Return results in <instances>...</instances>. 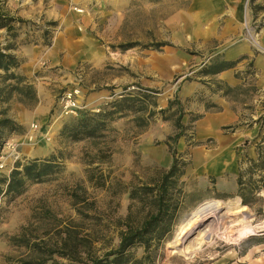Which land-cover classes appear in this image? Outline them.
<instances>
[{
	"label": "rangeland",
	"instance_id": "1",
	"mask_svg": "<svg viewBox=\"0 0 264 264\" xmlns=\"http://www.w3.org/2000/svg\"><path fill=\"white\" fill-rule=\"evenodd\" d=\"M0 9L28 21L16 28V37L0 31L1 45L10 43L11 50H22L15 53L19 60L39 45L55 48L63 32L65 50L78 59L75 66L63 67L40 58L33 74L16 70L33 86L36 108L29 99L21 103L17 91L0 101L1 114L18 124L2 142L0 178L17 160L53 156L57 164L52 175L29 182L23 193L0 196V264L46 258L19 241L25 238L53 247L56 229L63 226L87 234L97 255L115 247L129 207L134 222L143 216L138 203L130 204L126 187L172 161L167 138L179 131L174 126L178 110L188 112L181 117L184 134L171 142L188 160L181 177L184 195L170 239L150 264H264V243L247 248L251 238L264 240V186L256 192L247 190L250 204L243 211L236 208L243 205L236 194L239 171L247 185L264 178V145L261 168L250 161L256 154L246 151L252 146L256 151V125L264 129V118L251 117L258 111L264 116L263 99L254 89V59L264 58V0H0ZM162 42L166 45L158 47ZM124 43L135 45L121 50L118 46ZM234 48H249L250 55L237 69L244 87L228 97L235 110L247 112L248 120L245 126L237 122L210 132L212 119L196 104L212 103L206 92L213 83L194 73L215 56L224 59V53ZM247 69L248 77L243 74ZM74 87L80 88L76 99L81 109L75 116L62 114L61 97ZM140 91L155 102L147 126L136 125L134 118L142 113H134L136 105L124 101L102 137L72 139L60 134L80 113L110 109L109 102ZM169 101L170 112L161 113ZM215 110L219 108H205ZM194 114L201 117L191 122ZM240 127L249 132L241 136ZM99 152L108 157L89 165ZM210 156L214 164L208 167ZM220 161L223 164L218 165ZM94 166L105 175L106 188L87 180ZM131 251L136 258L143 254L142 247ZM53 258L67 263L65 258Z\"/></svg>",
	"mask_w": 264,
	"mask_h": 264
},
{
	"label": "trees",
	"instance_id": "2",
	"mask_svg": "<svg viewBox=\"0 0 264 264\" xmlns=\"http://www.w3.org/2000/svg\"><path fill=\"white\" fill-rule=\"evenodd\" d=\"M26 22H28L26 19L0 9V29H4L7 35L12 32L11 35L16 37V28ZM134 45L124 43L119 44L118 47L121 50H126ZM163 45H166V43L157 44L158 47ZM13 47L14 45L10 43L5 45L0 43V101L6 100L10 95L9 92L17 91L21 103L26 104V100L29 99L32 101L30 106H33L37 102L36 92L33 86L26 81V77L16 72L21 60L10 52ZM242 58L244 56L234 61H227L215 56L196 71L194 75L212 77L225 69L234 67ZM248 72L247 69L243 74H248ZM240 73L236 72V75L239 76ZM208 81L213 83V86L211 84L207 86L211 91L220 92L221 95L227 97L240 88L231 87L222 80L215 78H210ZM202 82L204 84L207 83L206 81ZM124 101L132 102L136 105L134 113H142L134 118L136 125L147 126L148 119L154 114L152 107L155 106V102L150 94L140 91L137 94H127L125 97L109 102L110 109H103L98 113H80L81 116L75 119L73 125L63 126L60 134H66L72 139L102 137L108 121L113 120L114 115L118 112V106ZM147 104H150L151 107ZM172 106L173 101H169L167 108L160 109V112L163 114L170 112ZM213 107H216V105L205 103L206 109ZM183 114L182 110H178L174 118V126L179 131L167 138V145L172 154L170 165L167 168H157L155 175L148 176L143 181H140L139 184L126 187L125 192L128 193L130 204L138 203L143 216L139 222H134L129 207V212L124 220V227L118 232L119 241L115 247L97 255L92 251L91 242L87 234L81 235L79 231L74 230L75 228L63 226L56 229L57 239L54 240L53 247H40L36 242H29V239L21 238L19 242L28 245L30 251L39 253L46 258L36 260L29 258L22 260L18 264H47L48 260H51L52 264H150L157 250L170 239L184 195L181 177L184 174L188 160L177 154L171 143L184 134L182 132L184 126L181 123ZM200 117V114H194L191 122ZM163 119L167 120L168 118L163 116ZM14 127L18 128V124L12 118L2 115L0 112V149L6 134L14 131ZM97 156V160L89 161V165L108 157L102 152H99ZM250 161L253 163V167L257 166L255 160ZM55 163V157L53 156L43 160L15 161L9 174L0 178V196L21 194L25 191L29 182L38 183L46 180L48 176L54 173L57 165ZM91 169L98 170L100 168L99 166H94ZM95 170L87 172V180L94 187L106 188L105 175L102 174L101 170ZM236 183V194L240 197L241 203L249 205L250 202L246 197V191L256 192L264 186V178H261L258 182H249L247 185L243 178V172L240 170ZM85 216L93 217L91 214H85ZM261 243H264V240L251 238L247 248ZM135 247H142L143 249V254L140 258H136L131 251ZM54 255L65 258L67 263L57 261L56 258H53Z\"/></svg>",
	"mask_w": 264,
	"mask_h": 264
},
{
	"label": "crops",
	"instance_id": "3",
	"mask_svg": "<svg viewBox=\"0 0 264 264\" xmlns=\"http://www.w3.org/2000/svg\"><path fill=\"white\" fill-rule=\"evenodd\" d=\"M51 13V12H50ZM13 15H17V14H13ZM56 15V12H55ZM18 16V15H17ZM64 30V29H63ZM0 31H5L4 29H0ZM5 33V32H4ZM65 39V34L63 32L62 34V38L59 37L57 44L55 46V48L52 46L49 47H45L43 45H39L37 47V49L33 52H31V55H26L23 56V60L20 62L19 66L16 68L17 71L22 72L25 75H31L33 74L37 69H38V61H40V58H44V61H48L50 65H54V66H75L78 59L77 57H75L73 54H70L67 52V50H65V46H64V40ZM10 52L12 53H21L22 50H10ZM225 58L224 60L227 61H234L239 59L240 57H243L242 59H246L248 58L247 56L250 55L249 53V48H243L241 50H236L234 49H230L227 52L224 53ZM17 56V55H16ZM227 56V57H226ZM241 59V60H242ZM43 60V59H42ZM249 60L251 61L252 59L249 58ZM239 62L231 68L225 69L215 75H213L212 77H208L207 79L210 78H215V79H219L222 80L223 82H225L227 85L231 86V87H240L244 84H242V82L244 81V78H240L236 75L237 69L241 68L242 66H238ZM254 68L256 71V78L254 80L255 83V90L259 92V94L257 95V97H259V99H263L264 100V93H262V90H264V58L262 57H255L254 59ZM250 75H246V77H248ZM203 87V86H201ZM208 93V98L211 100V102L213 104H215L217 106V108H219V111L215 110L214 112H207L205 111V103H198L196 105L201 106L202 110H204V115H209L210 120L212 119V121L210 122V126L207 128L208 131H214L216 130V128H220L223 125H229V124H235L237 122H240V124L243 125L244 122L247 123L248 120V114L247 112H245L244 109H240V111H237L234 109V107L232 106L231 102L232 100L227 97V96H223L221 95L220 92H213V91H209L207 89ZM262 93V94H261ZM261 94V96H260ZM37 97V96H36ZM261 100L262 103H264V101ZM37 102L34 105L35 108L37 106ZM167 104H161L160 107H165ZM34 108V107H33ZM188 114V112H184V114L182 115V117H185ZM252 119H257L258 117L262 120V118H264L263 115L259 114V111L257 112V114L254 116H251ZM200 119V118H199ZM197 119V120H199ZM196 120V121H197ZM256 123V121H255ZM240 132L239 134L242 136L243 134H247L249 132V129H245L243 127H240ZM255 133L258 136L257 137V143H256V151H254V147H246V151L247 154L249 156H254L256 154V158L254 159L257 162V166L260 167L259 162L261 161L262 157V148H263V143H264V137H263V133H264V129L263 127H260L258 124L255 127ZM259 143V144H258ZM261 145V146H260ZM256 152V153H255ZM206 162L205 164L210 167V165H213V160L212 157H208L206 158ZM223 164V162H219L218 165ZM236 189H237V183H236Z\"/></svg>",
	"mask_w": 264,
	"mask_h": 264
},
{
	"label": "built area",
	"instance_id": "4",
	"mask_svg": "<svg viewBox=\"0 0 264 264\" xmlns=\"http://www.w3.org/2000/svg\"><path fill=\"white\" fill-rule=\"evenodd\" d=\"M77 12H82L83 9L73 7ZM80 88L74 87L71 90L64 92L60 100V107L62 114L75 116L79 113L81 106L78 105L76 95L79 93Z\"/></svg>",
	"mask_w": 264,
	"mask_h": 264
},
{
	"label": "bare ground",
	"instance_id": "5",
	"mask_svg": "<svg viewBox=\"0 0 264 264\" xmlns=\"http://www.w3.org/2000/svg\"><path fill=\"white\" fill-rule=\"evenodd\" d=\"M213 203H216V202H213ZM238 207V208H237ZM245 205H237L236 208L238 211H243L245 209Z\"/></svg>",
	"mask_w": 264,
	"mask_h": 264
}]
</instances>
